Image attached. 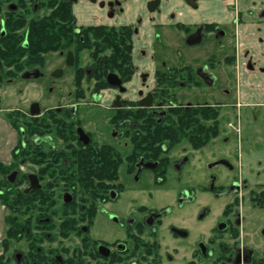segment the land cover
<instances>
[{"label": "flooded vegetation", "instance_id": "flooded-vegetation-1", "mask_svg": "<svg viewBox=\"0 0 264 264\" xmlns=\"http://www.w3.org/2000/svg\"><path fill=\"white\" fill-rule=\"evenodd\" d=\"M81 3L93 22L79 19ZM48 7L18 37L23 52L43 54V62L35 56L20 77L0 69V119L17 136L0 174L28 180L16 207L31 198L36 213L34 229L14 217L17 241L30 239L14 252L15 264H264V154L258 148L250 160L243 150L253 110L264 106V0H48ZM42 20L53 36L46 53L31 36ZM10 25L1 21L3 42ZM40 78L55 105L34 99L3 111L4 80ZM210 144L211 158L195 162ZM29 157L41 165L36 172L22 169ZM49 168L71 186L60 219L41 195ZM78 184L94 201L78 200Z\"/></svg>", "mask_w": 264, "mask_h": 264}, {"label": "rangeland", "instance_id": "rangeland-1", "mask_svg": "<svg viewBox=\"0 0 264 264\" xmlns=\"http://www.w3.org/2000/svg\"><path fill=\"white\" fill-rule=\"evenodd\" d=\"M35 3L37 0H34ZM39 8L37 10L36 7H34V3L30 0H0V29H1V21L2 20H9L11 22L10 28H9V38L16 36L23 38L25 35V29L29 26L30 22L36 18H39L41 16L47 15L49 11L48 7V0H38ZM10 4H17L19 6V9L17 12H8V6ZM24 4V5H23ZM78 12V16L80 20H89L90 23L93 22L94 19H96L95 15H90L87 9V6L84 3H81L79 7L76 8ZM12 15V16H11ZM22 25V26H21ZM20 43H18L17 46V53H15L12 57L9 59H4L1 61L2 65L0 69H3L4 75L6 78L8 77H20L21 72L24 69L31 68L33 64L39 60L40 63L43 61H40L41 58L46 57L45 55L40 53L33 54L32 56V50H27L23 52L21 47V41L18 40ZM4 42L0 37V49L3 50ZM46 53V52H45ZM24 56L19 63H16L19 58ZM35 56L37 60L35 59ZM1 59V58H0ZM48 59V56H47ZM38 62V61H37ZM49 62V61H48ZM49 63H45L44 70L48 69ZM41 69V68H40ZM17 80L15 83H8V80H4V88L2 96L4 97V104L2 105V109L5 113H8L10 108H17V107H26V102H29L34 99H41L42 100V107L46 108L47 106L55 105V103H48L47 95L49 94V83L47 79L40 78V79H33V80H24L21 82H18ZM52 102V101H51ZM25 104V106H24ZM90 113H95V109L89 107L88 109ZM243 112H246V110L243 109ZM254 114L257 116V120H255L253 126H251L249 129H246V131L243 132L244 139H248V143L243 142V150H245L246 153L252 155L253 157H248L250 160L254 159L255 156L251 153H253L254 150H257L259 148V151L263 152L264 154V106H260L253 110ZM8 115V114H7ZM248 116V115H247ZM251 116V115H250ZM0 117H4V115H1ZM41 119V117L39 118ZM226 122V121H225ZM20 123L22 121L20 120ZM221 128L224 129V123L221 121ZM226 130V129H225ZM56 146L59 148H62L64 146V141L57 136L53 137ZM243 139V140H244ZM216 144V143H213ZM45 145V144H44ZM229 145L231 147V150L234 151L235 154L238 153V140L236 137V134L232 133L230 136V142ZM45 149H48V146H44ZM216 147H212L211 144L201 150L200 152H197V156L195 157L196 161H206L207 159L211 158L210 155H212V151L216 150ZM233 153V152H232ZM233 153V154H234ZM29 160L26 161L23 164V168L25 171L28 172H36L38 169L41 168V165L35 163L28 158ZM18 160H14L13 167L19 165ZM249 167L259 170V167H256L255 161H247ZM46 164V163H45ZM264 164V163H263ZM259 166V165H257ZM57 167V166H55ZM192 169V167L190 168ZM264 169V167H263ZM262 169V172L264 170ZM62 170H57L54 168H49L48 172L45 173L44 176L40 177L41 184L43 187V191L41 192V195L44 196L45 200L52 201L53 202V208L56 211L55 218H62V212H63V194L69 187V181L67 178L62 177L61 175ZM52 172L54 174L52 175ZM191 175H193V172H191ZM189 176V180L192 176ZM198 180H202L203 177H206V173L202 172L200 170L199 173H197ZM258 179H262L258 176L252 183H255L258 181ZM29 182L26 179V181H23V179H18L16 183H10L6 180V177L2 176V179L0 181V193L4 194L5 199L8 201L10 207L6 205V212L8 217H18L19 221L27 222V220H31V228L34 229V216L35 212L34 205L32 204L31 198L27 201V205H25L21 211L19 207H16V203H18V199H20L19 191H21L24 187L28 186ZM199 184H201L199 182ZM78 191L75 193L76 197L80 201H94V196L90 193L84 192V189L82 187V184L76 185ZM49 192V193H48ZM96 195V194H95ZM49 196V197H48ZM27 206V207H26ZM18 211V212H17ZM7 226L9 227L10 224L7 220ZM26 235L27 232L25 233ZM31 234V233H30ZM18 233L16 232L14 235L9 236L6 238V241L3 242V244L0 245V264H15L14 260V252L20 248L25 247L27 248L29 244V238L24 236V240L21 242H18L17 237Z\"/></svg>", "mask_w": 264, "mask_h": 264}, {"label": "trees", "instance_id": "trees-1", "mask_svg": "<svg viewBox=\"0 0 264 264\" xmlns=\"http://www.w3.org/2000/svg\"><path fill=\"white\" fill-rule=\"evenodd\" d=\"M48 22L47 20H42L39 22V24L33 28V33H32V39H33V44L34 48L38 52H46L49 50L50 44L52 43V35L47 29ZM111 35V32L108 36ZM106 37V38H107ZM17 38L15 37H10L6 38L4 40V51L0 53L1 58H6L9 59L12 57L15 53H17L16 50V42ZM0 168L3 172H5V168L0 165ZM0 200L4 202L7 206L9 205L8 201L5 199L4 194L0 193ZM10 207V206H8ZM8 223L10 224L8 231H7V237L12 236L16 233L17 230H15V227L17 226L15 224L14 218L13 217H7ZM6 239L4 240V242Z\"/></svg>", "mask_w": 264, "mask_h": 264}, {"label": "crops", "instance_id": "crops-1", "mask_svg": "<svg viewBox=\"0 0 264 264\" xmlns=\"http://www.w3.org/2000/svg\"><path fill=\"white\" fill-rule=\"evenodd\" d=\"M16 137V132L10 124L4 118L0 119V163L10 162V153ZM1 179L0 174V181ZM7 217L6 205L0 200V242L7 238Z\"/></svg>", "mask_w": 264, "mask_h": 264}, {"label": "water", "instance_id": "water-1", "mask_svg": "<svg viewBox=\"0 0 264 264\" xmlns=\"http://www.w3.org/2000/svg\"><path fill=\"white\" fill-rule=\"evenodd\" d=\"M28 76H30L29 73H27L26 77H28ZM35 76H38V74L35 73ZM109 81H110L111 84H113L115 86L116 85H120V81L118 79H113V78L110 77ZM33 105L36 106L37 103H34ZM32 112L36 113V110H32ZM16 176H17V171H13L12 173L9 174L8 181L10 183H14L15 179H16ZM30 181H31V188H36V187L40 186L39 184H37V181L34 178L31 177ZM65 200L66 201H70L71 200L70 194H68V193L65 194Z\"/></svg>", "mask_w": 264, "mask_h": 264}]
</instances>
